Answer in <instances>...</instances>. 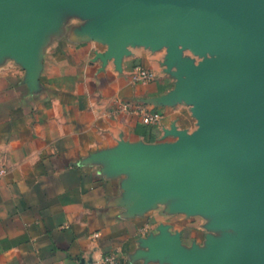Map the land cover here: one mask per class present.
Returning a JSON list of instances; mask_svg holds the SVG:
<instances>
[{
  "label": "crops",
  "instance_id": "0c3cea01",
  "mask_svg": "<svg viewBox=\"0 0 264 264\" xmlns=\"http://www.w3.org/2000/svg\"><path fill=\"white\" fill-rule=\"evenodd\" d=\"M123 0H0V264H186L254 234L196 186L174 149L203 131L192 91L204 59L115 32ZM154 72L148 85L134 68ZM159 113L157 125L143 116ZM170 249V250H169Z\"/></svg>",
  "mask_w": 264,
  "mask_h": 264
},
{
  "label": "water",
  "instance_id": "95a60500",
  "mask_svg": "<svg viewBox=\"0 0 264 264\" xmlns=\"http://www.w3.org/2000/svg\"><path fill=\"white\" fill-rule=\"evenodd\" d=\"M123 2L119 37L171 41L204 59L191 88L203 101V131L174 149L166 165H181L198 187L227 177L218 203L234 211V224L254 231L245 259L226 256L225 245L209 262L169 250L186 264H264V0Z\"/></svg>",
  "mask_w": 264,
  "mask_h": 264
},
{
  "label": "built area",
  "instance_id": "2783aa9c",
  "mask_svg": "<svg viewBox=\"0 0 264 264\" xmlns=\"http://www.w3.org/2000/svg\"><path fill=\"white\" fill-rule=\"evenodd\" d=\"M132 78L135 82L142 85H148L155 79V74L151 70L142 66L134 68ZM162 120V115L159 113H148L143 116V122L147 125H157ZM8 170L5 166L0 165V186L3 178L7 175ZM101 264H119L118 257L115 254L104 256Z\"/></svg>",
  "mask_w": 264,
  "mask_h": 264
},
{
  "label": "rangeland",
  "instance_id": "374dc122",
  "mask_svg": "<svg viewBox=\"0 0 264 264\" xmlns=\"http://www.w3.org/2000/svg\"><path fill=\"white\" fill-rule=\"evenodd\" d=\"M210 55H208V57H209ZM215 57V56H214Z\"/></svg>",
  "mask_w": 264,
  "mask_h": 264
}]
</instances>
